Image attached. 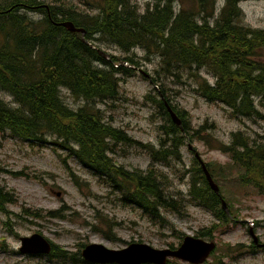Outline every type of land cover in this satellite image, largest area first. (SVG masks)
Returning <instances> with one entry per match:
<instances>
[{
	"label": "rangeland",
	"instance_id": "374dc122",
	"mask_svg": "<svg viewBox=\"0 0 264 264\" xmlns=\"http://www.w3.org/2000/svg\"><path fill=\"white\" fill-rule=\"evenodd\" d=\"M38 1L69 15L78 13L74 15L76 19L82 15H99L97 7L102 4V0ZM130 1L139 7L140 15H144L158 0ZM216 1L218 19L225 1ZM240 7L245 26L264 30V0L243 2ZM19 15L38 24L46 21V12L21 9ZM58 16L61 18L63 14ZM2 40L0 36V44ZM93 43L119 65L134 58L139 63L136 68L153 77L156 85L133 70L132 77L118 76L120 95L116 101L88 104L62 89L63 102L73 111L93 106L102 113L107 124L127 134L135 144L113 145L109 157L114 165L130 174L147 175L153 170L164 200L175 210L160 207L161 218L145 212L131 202L126 191H135L133 184L119 176L95 175L73 152L60 148L54 136L48 135L44 142H38L0 132V187L16 201L4 211L0 210V264H90L82 256L90 245L121 251L131 244H145L156 250H167L180 247L188 236L201 238L203 233L208 235L204 239L218 246L206 264H264V250H252L254 243L250 236L253 229L264 243V197L239 180L243 172L236 168L230 156L217 149L219 145H231L233 136L238 133L251 142L260 143L264 139V102L256 100L261 116L237 119L225 105L211 104L201 96V80L216 84L215 76L208 70L182 69L173 77L161 70L159 58L151 57V61H147L148 56L141 49L129 54L107 42ZM106 61L110 63L112 59ZM95 66L107 69L104 64ZM163 90L171 106L187 114L189 131L179 135L185 142L176 154L156 162L154 154L175 150L170 142L172 138L165 131L170 128L169 118L155 102L161 101ZM0 100L14 109L20 108L2 89ZM74 149L77 151L78 147ZM197 154L205 164L213 165L215 180L237 217L230 224L192 198L201 166ZM222 172L234 173L233 180L225 179L228 177ZM51 213H57L60 218H51ZM36 234L54 246L52 255L29 256L20 252L22 238ZM63 254L67 257L58 256ZM169 264L188 263L171 260Z\"/></svg>",
	"mask_w": 264,
	"mask_h": 264
},
{
	"label": "trees",
	"instance_id": "16d2710c",
	"mask_svg": "<svg viewBox=\"0 0 264 264\" xmlns=\"http://www.w3.org/2000/svg\"><path fill=\"white\" fill-rule=\"evenodd\" d=\"M158 1L144 15H140L139 7L130 0H102L97 7L99 15H82L79 19L74 16L79 15L77 12L69 15L54 8V22L46 15L44 24L19 15L21 9L46 12L45 5L38 0L0 1L3 13L0 15L3 39L0 89L9 93L20 107L14 109L0 100V132L38 142H44L48 135L56 137L60 148L73 152L95 175L119 176L133 184L135 191L126 189L131 202L161 218L160 207L173 210L175 207L164 200L154 171L150 170L147 175L130 174L114 165L109 157L113 145H134L132 139L107 124L102 113L93 106L87 105L79 111L68 108L61 90H69L77 100L83 99L88 104L118 99V76L132 77L135 70L132 67H138L139 63L128 58L117 67L115 58L108 63L88 44L107 42L129 54L141 49L147 54V61H151V57L159 58L161 70L173 77L182 69H206L215 76L216 84L212 86L206 80L199 82V92L204 99L211 104L225 105L237 119L258 117L261 113L256 100L264 102V30H253L244 24L240 4L253 0H224L218 19L216 0ZM59 13L63 14L61 21H57ZM64 21L84 29L86 41L81 34L55 26V22ZM96 36L99 39L96 40ZM95 64H104L107 69ZM153 82L157 83L154 78ZM161 96L168 101L164 90ZM155 102L169 118L170 128L164 130L175 148L174 153L154 154V160L160 162L179 151L185 142L179 135L188 134L189 129L186 113L173 108L183 122V126L178 127L169 116L165 101ZM217 149L230 156L236 168L243 172L239 180L264 197V139L260 143L251 142L238 133L233 136L231 145H219ZM212 166L207 165V168L216 179ZM197 173L198 184L194 183L192 198L216 212L225 223L237 219L232 210L231 217L224 211L220 196L211 189L201 166ZM222 174L228 177L225 179L234 176L231 172ZM199 184L202 186L198 187ZM14 204L15 197L0 187V210ZM50 217L60 218L57 213H51ZM207 236L203 233L200 237ZM255 249L258 248L253 245L252 250ZM58 256L67 257L65 254Z\"/></svg>",
	"mask_w": 264,
	"mask_h": 264
},
{
	"label": "water",
	"instance_id": "95a60500",
	"mask_svg": "<svg viewBox=\"0 0 264 264\" xmlns=\"http://www.w3.org/2000/svg\"><path fill=\"white\" fill-rule=\"evenodd\" d=\"M55 25L57 27L66 28L72 33H82L83 40H85L86 31L84 29L76 28L73 22L55 23ZM88 44L91 45L90 43ZM92 48L98 50L103 56L109 57L96 47L92 46ZM140 71L147 79L151 80V77L148 74L142 70ZM166 107L173 121L181 126L182 122L171 106L166 104ZM198 158L200 159L199 156ZM202 166L212 190L217 195H220L219 186L215 183L212 175L203 162ZM223 208L228 214H230L228 205L225 201H223ZM250 233L255 244L259 247H263L264 245L260 244L259 238L253 229ZM216 249L217 245L215 242H209L188 236L185 238L181 247L177 250H156L145 244H131L124 250L113 251L108 250L101 245H90L83 251V258L86 262L94 264H168L170 259H177L190 264H205ZM51 251L52 246L41 235H34L31 238L22 239L21 252L23 254L49 255Z\"/></svg>",
	"mask_w": 264,
	"mask_h": 264
},
{
	"label": "bare ground",
	"instance_id": "6f19581e",
	"mask_svg": "<svg viewBox=\"0 0 264 264\" xmlns=\"http://www.w3.org/2000/svg\"><path fill=\"white\" fill-rule=\"evenodd\" d=\"M39 2V1H38ZM158 2H160V1H158ZM44 8H45V10H46V15H47V17L51 20V21H53L54 22V20H53V17H52V12H53V9H54V7L52 8L51 6H48V5H46V6H44ZM153 8V7H152ZM61 20H63V17H59V19H57V21H61ZM200 21V20H199ZM64 22H71V21H64ZM64 22H59V23H64ZM56 23V22H55ZM216 23V22H215ZM76 26V25H75ZM77 28V27H76ZM66 29V28H65ZM78 29H81V28H78ZM68 30V29H67ZM69 31V30H68ZM76 34H81L82 35V33H76ZM86 34H87V32H86ZM86 34H85V36H86ZM83 36V35H82ZM101 39V38H100ZM94 47H96L97 49H98V47L96 46V45H93ZM91 48H92V46H91ZM93 49V48H92ZM95 50V49H94ZM95 66V65H94ZM213 86V85H212ZM158 91H160V90H158ZM161 99V98H160ZM171 105V104H170ZM169 113V112H168ZM169 116H170V113H169ZM174 123V122H173Z\"/></svg>",
	"mask_w": 264,
	"mask_h": 264
}]
</instances>
